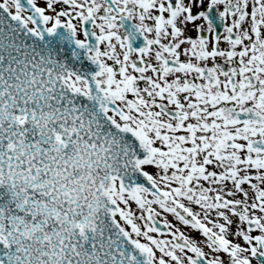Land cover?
I'll return each mask as SVG.
<instances>
[{"label": "snow or ice", "instance_id": "6c2138e0", "mask_svg": "<svg viewBox=\"0 0 264 264\" xmlns=\"http://www.w3.org/2000/svg\"><path fill=\"white\" fill-rule=\"evenodd\" d=\"M0 264H264V0H0Z\"/></svg>", "mask_w": 264, "mask_h": 264}]
</instances>
